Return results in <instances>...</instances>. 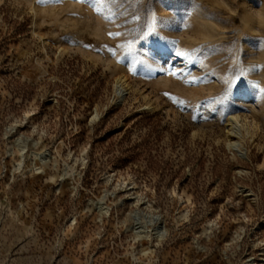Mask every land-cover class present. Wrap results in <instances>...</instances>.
I'll return each mask as SVG.
<instances>
[{
  "label": "rangeland",
  "instance_id": "rangeland-1",
  "mask_svg": "<svg viewBox=\"0 0 264 264\" xmlns=\"http://www.w3.org/2000/svg\"><path fill=\"white\" fill-rule=\"evenodd\" d=\"M263 161L264 0H0V264H264Z\"/></svg>",
  "mask_w": 264,
  "mask_h": 264
},
{
  "label": "bare ground",
  "instance_id": "bare-ground-1",
  "mask_svg": "<svg viewBox=\"0 0 264 264\" xmlns=\"http://www.w3.org/2000/svg\"><path fill=\"white\" fill-rule=\"evenodd\" d=\"M123 75H119L118 78H117V82L115 84V87H116V92L118 91H121L122 89H124V80H123ZM119 94V92H118ZM233 118L237 119V115L236 114H233L231 117L228 118V120H232ZM229 132H232L234 133V129L231 127V128H228ZM234 141V140H233ZM230 143V142H229ZM230 145V144H229ZM234 145V144H233ZM22 149H24V145H22ZM35 155L37 156V158L41 161V162H45L46 158H47V152L46 151H43V152H37L35 153ZM260 165H264V161L262 163H260ZM101 206V205H100ZM99 208V207H98ZM104 208V207H103ZM136 219L138 220V215L136 214ZM153 222H157L159 220V218L157 216H153L152 219H151ZM158 233L159 235H162V231L161 230H158Z\"/></svg>",
  "mask_w": 264,
  "mask_h": 264
},
{
  "label": "snow or ice",
  "instance_id": "snow-or-ice-1",
  "mask_svg": "<svg viewBox=\"0 0 264 264\" xmlns=\"http://www.w3.org/2000/svg\"><path fill=\"white\" fill-rule=\"evenodd\" d=\"M38 3H41L42 0H37ZM117 2V0H97V3H110V4H115ZM97 11H99L100 9L97 8L96 9ZM151 27V26H150ZM110 35H119V33H115V34H111ZM145 35H147V33H145ZM177 56H183L185 55V53L183 52H180V51H177L176 53Z\"/></svg>",
  "mask_w": 264,
  "mask_h": 264
}]
</instances>
